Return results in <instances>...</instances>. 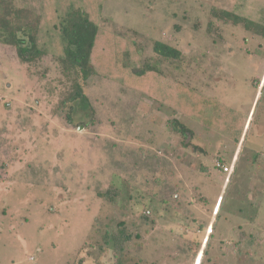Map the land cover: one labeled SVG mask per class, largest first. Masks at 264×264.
<instances>
[{
  "label": "rangeland",
  "instance_id": "374dc122",
  "mask_svg": "<svg viewBox=\"0 0 264 264\" xmlns=\"http://www.w3.org/2000/svg\"><path fill=\"white\" fill-rule=\"evenodd\" d=\"M98 2L102 66L84 87L90 109L64 110L73 124L56 113L68 91L61 0L22 1L42 17L41 61L0 44V264H114L99 244L119 222L139 235L129 255L151 264H264V40L232 23L209 30L213 7L264 23V0ZM155 42L182 58L160 59ZM144 65L237 112V139L169 108L166 81L149 88L158 100L140 90L132 70ZM110 189L114 200L99 195Z\"/></svg>",
  "mask_w": 264,
  "mask_h": 264
},
{
  "label": "trees",
  "instance_id": "16d2710c",
  "mask_svg": "<svg viewBox=\"0 0 264 264\" xmlns=\"http://www.w3.org/2000/svg\"><path fill=\"white\" fill-rule=\"evenodd\" d=\"M22 1L0 0V44L14 48L22 63L36 64L46 55L39 41L42 17L38 16L29 7L23 6ZM98 1L61 0L60 6L63 7V10H54V12L62 11L63 13L58 26L55 25L56 28H59L60 32L56 47L59 50L57 62L61 67L64 79L62 85H66L68 89L64 99L58 104L56 113L64 114L67 106L73 103H77L84 111L90 109L89 100L84 93V87L93 76L98 74L102 66L97 57L102 35L101 29L97 24L99 15L96 5L99 6L101 4ZM210 15L213 19L209 30H215L216 36L217 31L215 27H217V23H232L235 26L241 25L245 31L250 32L254 37L264 40V23L253 22L234 12L216 7L211 8ZM135 49L139 51L141 47L137 44ZM153 52L160 59L170 62H177L182 58L180 50L163 42H155ZM132 55V52H126L119 59H123L127 66L131 61ZM113 56L117 60L115 69L119 63V59L117 54ZM132 75L138 80L139 89L146 90L145 92L149 93V96L156 100H158L156 94L153 91L151 94L150 91L157 88V79L166 81L165 83H161L160 87H163L167 83L171 92L177 90L176 98L173 100L172 97L169 103H167L168 107H171L174 112H181L185 115L199 118L208 128H215L234 139H237L236 136H238L243 128L241 126L243 119L240 118L237 112L204 96L193 95L191 90L186 89L180 83L178 85L170 83L169 78H164L163 72L157 67H150L149 65L139 68L135 67L132 70ZM184 93L187 94L191 102L188 101L187 97L183 96ZM70 108V111L66 112L64 116L69 124H73L72 114L75 111V107L72 106ZM208 108L212 110V112L210 111L211 113L208 112ZM226 117L231 121L225 122ZM234 122H238L236 128L233 126ZM170 128L174 133L182 135L185 140L188 134H190V130L176 120L170 124ZM117 194L116 190L110 189L105 194L100 193L99 195L114 200ZM134 235L139 237L137 233L133 232L132 228H129L124 222H119L115 227H111V229H107L103 233L101 237L102 242L99 245L101 250H112L114 264H151L129 255L128 248ZM96 264L103 263L97 262Z\"/></svg>",
  "mask_w": 264,
  "mask_h": 264
},
{
  "label": "built area",
  "instance_id": "2783aa9c",
  "mask_svg": "<svg viewBox=\"0 0 264 264\" xmlns=\"http://www.w3.org/2000/svg\"><path fill=\"white\" fill-rule=\"evenodd\" d=\"M217 167L222 169L225 173H230V170L226 166L222 165L221 163H218Z\"/></svg>",
  "mask_w": 264,
  "mask_h": 264
}]
</instances>
